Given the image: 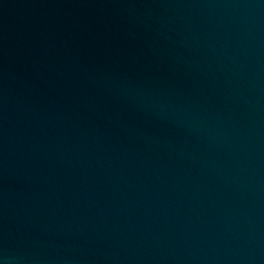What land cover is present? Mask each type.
Listing matches in <instances>:
<instances>
[{
    "label": "water",
    "instance_id": "obj_1",
    "mask_svg": "<svg viewBox=\"0 0 264 264\" xmlns=\"http://www.w3.org/2000/svg\"><path fill=\"white\" fill-rule=\"evenodd\" d=\"M3 264H264V0H0Z\"/></svg>",
    "mask_w": 264,
    "mask_h": 264
},
{
    "label": "clouds",
    "instance_id": "obj_2",
    "mask_svg": "<svg viewBox=\"0 0 264 264\" xmlns=\"http://www.w3.org/2000/svg\"><path fill=\"white\" fill-rule=\"evenodd\" d=\"M0 264H3V261H0Z\"/></svg>",
    "mask_w": 264,
    "mask_h": 264
}]
</instances>
